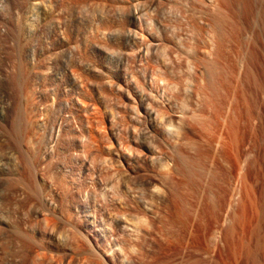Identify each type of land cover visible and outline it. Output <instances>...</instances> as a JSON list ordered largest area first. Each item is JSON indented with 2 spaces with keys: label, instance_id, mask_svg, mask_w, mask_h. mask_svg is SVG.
Here are the masks:
<instances>
[{
  "label": "rangeland",
  "instance_id": "rangeland-1",
  "mask_svg": "<svg viewBox=\"0 0 264 264\" xmlns=\"http://www.w3.org/2000/svg\"><path fill=\"white\" fill-rule=\"evenodd\" d=\"M223 3L0 0V264H245L264 6Z\"/></svg>",
  "mask_w": 264,
  "mask_h": 264
},
{
  "label": "bare ground",
  "instance_id": "bare-ground-1",
  "mask_svg": "<svg viewBox=\"0 0 264 264\" xmlns=\"http://www.w3.org/2000/svg\"><path fill=\"white\" fill-rule=\"evenodd\" d=\"M242 2L246 5H249V4L251 5V3H253V0H224L223 4L227 5L228 7H231L233 5H237V4L242 3ZM262 4L264 6V0H263ZM251 13H252V9H250L249 14H251ZM262 22H264V21H262ZM261 26L264 28V23ZM263 30L264 29H262V31ZM209 71H208V73H209ZM251 138H252V140L250 142V147H251L250 150H252V152L249 151V153L243 152L244 150L242 151L240 149V146L238 145L239 143L237 141V138L233 141L234 142V145H233L234 146V158H233L234 159V165L237 166V169H240V173H237L238 175H237V179H236L237 182L240 184V188L235 186L231 190V194L229 195V198L226 199L227 201L222 200L225 202L223 206L226 207V209H230V207L232 206V202H234L233 200L236 198V196H238L239 194H242L244 192L243 195H244V197L247 198V200L249 202V204H247V205H249L248 206L250 209L249 212L251 213V216L248 213V215L250 216V221L247 224V227H241V230H240L241 233L236 229L237 227L232 228V233H235L238 236L236 239V242L234 240L231 241V239H232L231 235L232 234L229 237V232L231 233V231H230L231 229H229V230L227 229L228 231H226V233H225L226 235L224 234V236H222L221 240L224 241L225 244L228 245V248H230L229 249L230 251H231V249L234 250V252H232V254L237 252L238 256L244 260L245 264H248V262H250L252 264L253 263L256 264L255 259H254V257H255L254 256L255 255L254 249L252 247L253 246L252 245L253 238L255 241H257L259 239L257 242L263 241V243L262 242H260V243H261V247H262L261 248V250H262L261 254L263 257L262 258L263 259L262 264H264V235L262 233V231L264 232V129H262V131H260L259 133L252 134ZM241 166L242 167L245 166L246 170H245L243 176H241V178H240V174H241V171L243 169V168L241 169ZM190 174H191V172H190ZM212 174H215V173H212ZM212 174L210 173L211 179L213 178V176L215 178V175H212ZM210 183H211V181L209 182V184ZM217 188H218V186H217ZM218 190H220V188ZM121 229H123L124 231H130L131 229H133V231H135L134 230L135 226H133L130 223H125ZM260 233L262 234V236ZM260 243H259V245H260ZM257 249H259V248H257ZM255 253H257V252H255ZM235 255H236V253H235ZM167 261H165V259L163 261L160 260V262H158V263L156 262V264H169Z\"/></svg>",
  "mask_w": 264,
  "mask_h": 264
}]
</instances>
